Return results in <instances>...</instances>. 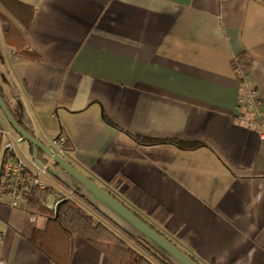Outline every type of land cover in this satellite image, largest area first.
I'll return each mask as SVG.
<instances>
[{
    "label": "crops",
    "instance_id": "obj_1",
    "mask_svg": "<svg viewBox=\"0 0 264 264\" xmlns=\"http://www.w3.org/2000/svg\"><path fill=\"white\" fill-rule=\"evenodd\" d=\"M235 58L264 111V0H0L5 96L45 145L58 153L50 140L64 136L59 155L199 264H264V141L237 105ZM0 264L117 263L0 196Z\"/></svg>",
    "mask_w": 264,
    "mask_h": 264
},
{
    "label": "trees",
    "instance_id": "obj_2",
    "mask_svg": "<svg viewBox=\"0 0 264 264\" xmlns=\"http://www.w3.org/2000/svg\"><path fill=\"white\" fill-rule=\"evenodd\" d=\"M31 13L32 11L25 13L27 20H22L26 25H28L31 19ZM14 14L20 18L18 13L14 12ZM9 32L14 34L12 30H9ZM19 40L20 44L15 46V54L28 56L29 54L26 51L25 42L20 37ZM0 96L2 97L8 111L16 123L29 135L42 142L35 133L32 121L25 109L23 102L18 98L9 100L5 96L1 86ZM135 139L141 144L169 143L177 146L180 149H191L196 146V144L193 143L181 142L177 140L157 141L141 137H135ZM27 146L33 159H36L42 165L47 163L43 153L40 150L34 149L29 144H27ZM54 181L60 187L66 190L72 196L73 200L68 199L67 202L62 204L59 207L57 218L54 219L53 210H48V207L43 204L50 195V189L36 192L30 201L28 213L31 215H45L48 221L56 224L59 229L72 236L79 235L87 242L95 246L99 252L117 264H170L162 255L157 254L153 249H151L148 244L138 239L130 238L128 235L110 223L107 219H105L102 215H100L97 210L92 207L85 199L73 195L64 185H61L56 180ZM148 225L156 230L152 225ZM192 260L198 263L193 258Z\"/></svg>",
    "mask_w": 264,
    "mask_h": 264
},
{
    "label": "water",
    "instance_id": "obj_3",
    "mask_svg": "<svg viewBox=\"0 0 264 264\" xmlns=\"http://www.w3.org/2000/svg\"><path fill=\"white\" fill-rule=\"evenodd\" d=\"M0 112L6 123L20 137L22 142L31 145L34 149H38L43 153L46 161L48 160L49 162L41 165L48 176L68 188L73 195L85 199L100 215L130 238L138 239L148 244L151 249L157 254L162 255L170 264H198L92 179L77 170L61 155L55 153L47 145L24 131L8 111L1 96ZM67 201L68 199H63L55 204L54 219L58 216L59 207Z\"/></svg>",
    "mask_w": 264,
    "mask_h": 264
},
{
    "label": "built area",
    "instance_id": "obj_4",
    "mask_svg": "<svg viewBox=\"0 0 264 264\" xmlns=\"http://www.w3.org/2000/svg\"><path fill=\"white\" fill-rule=\"evenodd\" d=\"M232 65L237 79L244 83L237 97V105L246 111L247 126L255 128L264 141V111L256 101V91L245 84L247 70L244 64L235 58ZM8 136L6 124L0 118V196L7 197L11 207L28 212L33 195L50 187L44 180V167L35 159H24L15 149L16 144L22 143L20 137L12 140ZM65 143L64 136L50 140V146L59 152L64 150ZM50 194L55 203L67 197L62 189L50 190ZM43 204L48 207L46 202ZM34 217L35 215L30 214L32 221Z\"/></svg>",
    "mask_w": 264,
    "mask_h": 264
},
{
    "label": "rangeland",
    "instance_id": "obj_5",
    "mask_svg": "<svg viewBox=\"0 0 264 264\" xmlns=\"http://www.w3.org/2000/svg\"><path fill=\"white\" fill-rule=\"evenodd\" d=\"M0 118L5 122V119H4L3 116H1V114H0ZM5 124H6L7 132L9 134V136L7 138H10V139L13 140V139H16L17 137H19L18 135H16L13 132V130L11 129V127L6 122H5ZM14 143H16V142L14 141ZM15 149L17 150L18 153H20L21 155H23L25 158H29L30 157V152H29L27 143L23 142L22 144H18V145L16 144L15 145ZM47 199L50 202L51 197H48Z\"/></svg>",
    "mask_w": 264,
    "mask_h": 264
}]
</instances>
